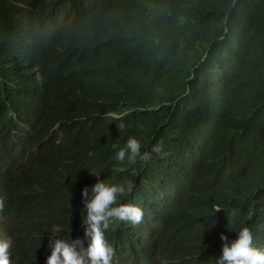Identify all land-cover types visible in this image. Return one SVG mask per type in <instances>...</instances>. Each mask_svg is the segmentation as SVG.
Masks as SVG:
<instances>
[{"label": "clouds", "instance_id": "1", "mask_svg": "<svg viewBox=\"0 0 264 264\" xmlns=\"http://www.w3.org/2000/svg\"><path fill=\"white\" fill-rule=\"evenodd\" d=\"M107 1L29 0L22 11L17 0H0V63L6 75L0 84L6 83L12 99L10 114L24 127L23 135L0 132V264L22 263L15 238L23 232L44 240L31 252L34 264H264V212L255 200L261 187L254 189L227 162L207 164L189 149L191 122L184 123L185 130L171 126L175 138L142 151L140 141L128 137L131 124L121 123L116 137L110 133L114 119L132 112L112 110V85L80 94L71 104L81 112L72 113L65 87L80 86L79 81L70 70L51 83L44 58L56 41L71 37L69 26L95 19L100 35L117 23L123 0L109 7ZM151 84L161 88L155 78ZM140 101L135 114L154 101L148 89ZM222 129L221 120L210 118L199 133L213 141ZM90 135L97 140L92 149L82 141ZM111 155L123 163L120 173L141 162L132 181L100 179V159ZM152 157L154 164L146 167ZM25 163L54 186V203L42 202L38 193L19 196ZM194 229L204 232L203 239L190 234Z\"/></svg>", "mask_w": 264, "mask_h": 264}, {"label": "trees", "instance_id": "2", "mask_svg": "<svg viewBox=\"0 0 264 264\" xmlns=\"http://www.w3.org/2000/svg\"><path fill=\"white\" fill-rule=\"evenodd\" d=\"M17 2L25 11L29 0ZM113 3L118 1L108 0L106 7ZM120 4L118 21L107 32L96 35L95 19L71 25V37L56 41L44 58L51 83L70 70L79 81L80 86L65 87L72 96L64 98L66 107L79 113L81 108L73 106L72 100L112 85V110L116 114L132 112L114 119L110 133L116 137L121 123L125 127L131 124L128 137L137 138L142 151L175 138L171 126L185 130L184 123L191 122L194 129L187 147L208 159L207 164L216 159L227 162L254 189L261 187L255 200L264 212V0H123ZM91 45L97 48L90 50ZM5 76L0 63V81ZM154 78L160 89L151 84ZM5 84H0V132L23 135V120L10 114L12 99ZM146 89L154 100L148 102L150 107L158 108L147 110V106L135 114ZM20 104L22 110L27 109L25 100ZM210 118L223 122L213 141L199 133ZM91 137L82 140L89 149L97 147V140ZM14 147L18 158L20 140ZM154 162L152 157L146 167ZM121 165L115 155L100 159V179L109 184L132 181L141 162L125 167L123 173ZM35 168L25 163L17 193L22 199L38 193L42 202L54 203V186L38 177ZM34 181L42 191L35 190ZM203 233L194 229L190 234L203 239ZM204 238L210 247L209 235ZM15 241L21 264H34L31 252H38L44 240L23 232Z\"/></svg>", "mask_w": 264, "mask_h": 264}]
</instances>
